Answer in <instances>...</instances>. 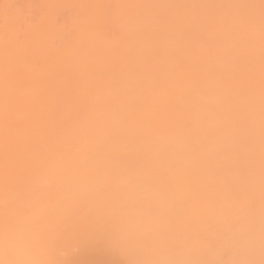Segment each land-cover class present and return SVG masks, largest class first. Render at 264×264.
I'll return each mask as SVG.
<instances>
[{
	"label": "bare ground",
	"instance_id": "obj_1",
	"mask_svg": "<svg viewBox=\"0 0 264 264\" xmlns=\"http://www.w3.org/2000/svg\"><path fill=\"white\" fill-rule=\"evenodd\" d=\"M0 264H264V0H0Z\"/></svg>",
	"mask_w": 264,
	"mask_h": 264
}]
</instances>
